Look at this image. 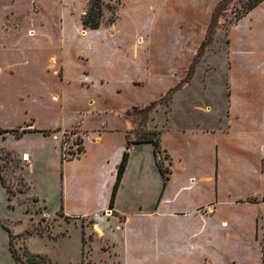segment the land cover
<instances>
[{"label":"crops","instance_id":"1","mask_svg":"<svg viewBox=\"0 0 264 264\" xmlns=\"http://www.w3.org/2000/svg\"><path fill=\"white\" fill-rule=\"evenodd\" d=\"M116 1L121 4L114 24L84 30L81 20L90 0H0V28L4 22L15 25L6 33L0 30V73L5 66L11 73L16 69L28 74L26 63L34 54L40 68L33 72L41 73V82L57 100L54 104L50 98L52 106L43 108L47 125H34L25 133L57 130L52 134L60 144L64 131L78 127L83 133L82 156L62 162L63 213L99 222L89 229L109 244L105 250L100 245L101 252L122 259L118 264H263L264 2L230 31L229 101L226 115L216 116L217 124L213 108L194 107L212 114V125H177L169 120L170 106H164L168 113L162 127L155 111L148 114L147 128L157 129L164 156V185L153 143L131 140L138 118L129 112L147 107L185 78L184 72L177 77L166 66L172 55L182 54L186 30L175 40L180 50L165 63L156 60L155 42L163 40L160 47L169 52L165 28L171 22H199L198 0L188 7L186 0H134L132 7ZM165 2L172 10H163ZM17 22L26 28H18ZM14 50L26 58L16 68L14 56L19 53ZM171 75L177 80L164 93L154 97L148 92L166 88ZM130 93L137 98L127 99ZM64 106L73 115L67 112L70 119L61 127ZM126 151L128 165L115 210H110ZM123 197L131 210L120 204ZM108 210L119 218L123 240L116 229L102 226L110 223L104 216Z\"/></svg>","mask_w":264,"mask_h":264},{"label":"rangeland","instance_id":"2","mask_svg":"<svg viewBox=\"0 0 264 264\" xmlns=\"http://www.w3.org/2000/svg\"><path fill=\"white\" fill-rule=\"evenodd\" d=\"M122 1L127 7L134 6V0ZM221 1L223 0H198L195 11L199 13L195 16L200 17L199 22L196 21L187 25L169 23L165 31L171 39V48L169 52L166 48V54L164 53L165 50L160 47L163 40L160 44L155 42L157 45L155 46L156 60L165 63L171 53L180 50L176 46L175 40L178 39L179 41L183 35V30H186V40L183 36L185 42L181 41L182 43H180L182 54L172 55L170 65L166 66V68H173V73L178 74L177 77L183 72L184 77H186L200 45L205 41L213 12ZM193 2L194 0H186L187 7L191 6ZM246 3L247 0H229L228 9L219 19L218 28L214 33L211 45L206 48L204 56L195 66L191 80L192 86H188L182 92L181 90L177 91L171 99L154 110L156 112L155 119L161 127L164 125L167 118L166 113H168L164 106H170L169 120L171 119L175 124L185 127L198 122L213 124L212 114L207 113V110L195 109V106L203 109L213 108L215 124H217L216 116L218 114L226 115L230 90L228 72L231 68L228 51L229 36L231 29L239 21L237 19L241 16ZM104 4L102 25L109 27L112 25L111 20L115 10L108 9L107 5L118 9L121 2L104 0ZM163 8V10L170 11L173 7L168 8L165 2ZM124 11L126 12V8L122 12ZM1 12L0 14L4 15ZM17 23L20 25L18 28H26V23ZM4 25H6L4 26L6 30L0 28V30H4V33L15 28V25L7 22H4ZM3 32L1 34H4ZM164 37L165 34L163 33L161 38ZM16 52L19 54H15V66L12 68H16L23 59H26L19 50ZM161 53L165 55L161 56ZM0 54L3 52L1 51ZM5 57L7 58V54ZM30 58L34 59L32 62L29 59L30 63H26L30 68L28 74L25 70L17 72L16 69H12L13 72L11 73L5 66H2L4 69L0 73V175L3 176L6 185L11 190L10 194L3 186L0 178V264H15L10 252L7 229L15 235L14 246L17 254L22 256L24 260L28 254H39L49 258L52 264H118L122 259L111 258L110 254L106 255L101 252L100 245L101 249L105 250L109 244L103 243V240L98 239L96 234L89 229L99 222L91 218L68 217L62 211L63 173L65 171L62 157L64 155L67 159H76L82 156L85 151L82 131L78 127L64 131L61 144L60 142L57 143L58 139L54 135L57 130L22 133L23 130L27 131L29 127L34 125L38 128L47 125V119L43 116V108L52 106V102L49 103L50 98L54 104L57 102L51 97V87L49 85L44 86L41 82V73L36 76L37 72H33L35 68L39 67V65L38 67L35 65L38 56L33 54ZM2 59L0 58V64H3ZM160 66L165 67L164 65ZM33 76L35 78H32ZM177 77L171 75V80L168 78L166 88L158 86L155 90L148 89V92H151L154 97H158L159 94L168 89L169 83H174L177 80ZM130 95L126 98H137L136 93L134 97L131 93ZM26 107L27 110H30L28 115L26 114ZM142 109L138 108L129 112L138 118V125L130 134L131 140L136 142L159 141L157 129L147 128L148 115L138 113ZM67 112L64 106L61 112V120L59 119L61 127H64L65 121L70 119L66 117ZM68 114L70 117L73 112H68ZM14 131L19 132L20 135ZM79 148L84 151L79 153ZM159 155L160 162L165 167L164 156L161 155V152ZM126 200V197H123L120 204L126 210H131L132 205ZM115 207L114 203V210ZM104 216L110 219V223L108 225L104 221L102 226L106 225L108 228L111 226L116 229L118 238L123 240L121 233H119L121 232L120 227H118L121 226V223H118L119 218L116 215L112 216L109 210ZM38 231L44 233V236H37ZM116 249L122 251L121 246H117Z\"/></svg>","mask_w":264,"mask_h":264},{"label":"trees","instance_id":"3","mask_svg":"<svg viewBox=\"0 0 264 264\" xmlns=\"http://www.w3.org/2000/svg\"><path fill=\"white\" fill-rule=\"evenodd\" d=\"M262 2H264V0H247V3L244 6V9H243V12L241 13V16L237 20L242 19L250 11H252L256 7H258ZM228 4H229V0L221 1L218 4V6L216 7L215 11L213 12L212 20H211V23L209 25V29H208L205 41L200 45V47L198 49L197 56L194 58L192 65L190 66L185 79H183L179 84H177L175 87L170 89L164 97H162L159 100L152 102L150 105L143 108L138 113L147 114V115L152 113L159 105H163L165 102H167L169 99H171V97L174 95V93L181 90L185 85H187L191 82L192 77H193L194 72H195V66L198 63V61L204 56V52H205L206 48L211 45V43L213 41L214 33H215L216 29L218 28L219 19L222 16V14L228 9ZM104 8H105L104 0H90L88 8L86 10V13L82 17V20H81L84 30H98V29L103 27L102 18H103ZM107 8L108 9L110 8L113 11L115 10V12L113 14V18L111 20V24H114L116 21V18H117L116 10H118V9L116 7H112L111 5H107ZM34 131L36 132L38 130H34ZM14 132L17 133L18 135H20L19 132H17V131H14ZM25 132H26V130L22 131V133H25ZM144 142L153 143V145L155 146L157 165L159 167L161 174L163 175V177L165 179L164 185H166V183H167V176H166L167 171L164 168L163 164L160 162L161 158L159 156V154H160V140L159 141L158 140H154V141L153 140H147ZM137 143H139V142H137ZM83 151L84 150L82 148L78 149L79 153H82ZM65 159H67V158L63 155V160H65ZM128 160H129V153L126 151L124 153L122 161L119 164L118 169H117L116 182L114 184L111 199H110V205H109L110 209L114 208L116 194H117L118 188L121 184L123 175L126 171V168L128 165ZM0 178H1V182H2L3 186L11 194V190L6 185V181L2 175H0ZM7 231L9 233L10 252L12 254V258H13V261L15 264H52L51 261L49 260V258H47L46 256H43V255H39V254H28L27 258L24 260L22 258V256L17 254V250L14 246L15 235H13L11 230H9V229H7ZM36 235L39 237H43L44 233L38 231Z\"/></svg>","mask_w":264,"mask_h":264},{"label":"built area","instance_id":"4","mask_svg":"<svg viewBox=\"0 0 264 264\" xmlns=\"http://www.w3.org/2000/svg\"><path fill=\"white\" fill-rule=\"evenodd\" d=\"M263 221H264V216H263Z\"/></svg>","mask_w":264,"mask_h":264}]
</instances>
